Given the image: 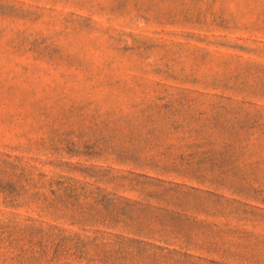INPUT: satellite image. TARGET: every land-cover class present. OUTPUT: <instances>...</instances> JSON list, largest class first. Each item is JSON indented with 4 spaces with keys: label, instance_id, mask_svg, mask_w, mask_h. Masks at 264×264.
Returning <instances> with one entry per match:
<instances>
[{
    "label": "rangeland",
    "instance_id": "obj_1",
    "mask_svg": "<svg viewBox=\"0 0 264 264\" xmlns=\"http://www.w3.org/2000/svg\"><path fill=\"white\" fill-rule=\"evenodd\" d=\"M0 264H264V0H0Z\"/></svg>",
    "mask_w": 264,
    "mask_h": 264
}]
</instances>
